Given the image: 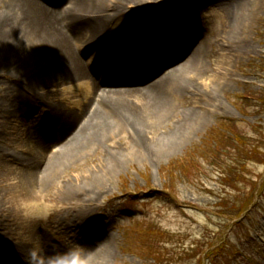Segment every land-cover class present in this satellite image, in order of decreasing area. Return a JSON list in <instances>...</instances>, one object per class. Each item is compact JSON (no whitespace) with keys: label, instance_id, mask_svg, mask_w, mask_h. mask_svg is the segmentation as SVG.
I'll list each match as a JSON object with an SVG mask.
<instances>
[{"label":"bare ground","instance_id":"bare-ground-1","mask_svg":"<svg viewBox=\"0 0 264 264\" xmlns=\"http://www.w3.org/2000/svg\"><path fill=\"white\" fill-rule=\"evenodd\" d=\"M54 1L57 0H0V51L5 54L7 67L0 73V195L4 202L20 188L21 169L19 162L18 167L13 163L20 159L15 145L19 143L24 108L29 117L27 140L33 149L32 154H27L30 198L48 193L53 187L62 202L57 208L49 206L50 210L25 204L17 212L22 220L40 212L51 227L67 234L72 243H83L80 264H108L111 239L98 234L97 223L73 222L71 213L62 207L70 206L72 213L84 212L88 207L85 200L110 188L107 179L117 175L123 165L132 163V158L118 147V141L124 142L126 135L136 154L153 161L156 153L168 155L176 144L195 132L205 117L195 101L188 98L185 87L193 86L194 78H199L204 50L201 44L196 45L198 36H187L183 28L212 11L211 16L221 20L224 10L233 3L243 10L244 0H187L179 9L169 8L172 0L140 5L137 2L142 0H66L68 6L62 15L55 8L59 2L54 8L46 6ZM211 16L205 19H212ZM240 18L243 17L239 13L234 14L229 31L227 23L222 28L227 37L231 34L228 48L233 51L240 50L243 43L235 29L243 23ZM132 27L135 38L126 45L124 34ZM215 43L222 45L221 52L226 49L223 39L217 38ZM21 48L23 56L19 55ZM124 51L115 70L125 78L103 82L97 71L109 63L110 67L114 65ZM88 53L102 55L95 70L93 63L87 66L82 60ZM173 54L177 56L168 61ZM185 58L182 65L171 67ZM219 58L220 64L228 62L225 52ZM147 62L156 69L140 79V74L148 70ZM165 66L171 70L153 77L155 70ZM184 105L191 109L180 110ZM167 124H174L166 133L168 136L148 137L150 129L155 128L156 132ZM75 125L79 127L70 140L48 157L51 146L63 137L61 132H71ZM101 149L103 157L97 168L80 176L89 183L75 184L68 171L78 169L86 154H97ZM6 218L0 217V264H72L65 259L67 247H56L45 233L37 230L26 244L29 262L25 263V246L9 236ZM94 245L96 250L90 251Z\"/></svg>","mask_w":264,"mask_h":264},{"label":"rangeland","instance_id":"rangeland-1","mask_svg":"<svg viewBox=\"0 0 264 264\" xmlns=\"http://www.w3.org/2000/svg\"><path fill=\"white\" fill-rule=\"evenodd\" d=\"M55 4L54 1L46 6L54 8ZM185 4L187 0H173L169 8L179 9V5ZM233 4L224 10L226 19L223 15L221 20H215L212 11V14L204 13L203 19H193L190 26L183 28L187 36H198L196 45L201 44L204 50L199 78H194L193 86L185 87L189 91L188 98L195 101L197 110L205 117L202 124L189 138L176 144L168 155L156 153L153 161L136 154L126 135L123 138L126 144L118 141V147L132 158V163L123 165L117 175L112 174L107 179L110 188L85 200L88 207L83 211L86 213H72L73 210L68 209L70 206L62 207L71 213L73 222L97 223L98 234L111 239L108 264H264V197L260 196L251 210L249 206L257 193L254 182H264V161L249 162L245 172L238 166L241 169L236 176L228 171L239 154L238 144L261 142L260 150L264 154V0H244L243 10L238 3ZM55 8L62 11L64 7L58 4ZM238 13L243 23L235 29L243 43L240 50L233 51L228 48L231 34L227 37L222 28L227 23L226 31H229V22ZM159 14L163 16L164 12ZM206 16L212 19H205ZM134 32L133 28L128 29L127 37H133ZM217 38L226 43L222 52V45L215 43ZM18 51L23 56L24 49ZM224 52L229 63L220 64L219 55ZM175 57L173 55L169 61ZM98 59L99 55L92 58L94 62ZM186 60H177L171 67L180 66ZM5 62V54L0 51V73L7 71ZM166 67L155 70L153 77L171 70ZM102 73L106 76L104 70ZM21 82L25 85L24 78ZM179 109L189 111L191 108L184 105ZM27 123L28 118L22 115L19 143L15 145L16 153L21 155V170L20 159L13 163L18 167L19 162L20 188L12 193L11 200L3 202L0 195V217L7 216V233L25 246V261H28L26 243L37 230L39 234L45 233L56 247H67L64 255L69 263L80 264L78 258L83 243H72L67 234L51 227L40 212L23 220L20 211L17 212L25 204L41 208L46 203L53 209L62 202L57 198L58 190L53 187L48 193H37V198H30L25 174L22 175L23 168L26 169L22 156L33 153L26 140ZM173 126H161L156 132L155 128L150 129L148 137L163 138ZM78 127L75 125L71 132L62 131L63 137L51 146L48 157L69 141ZM102 152L101 149L97 154H86L78 169L68 171L70 179L77 185L89 183L80 176L97 168ZM224 201L229 203L226 205ZM221 246L224 251L218 254L216 250ZM96 248L94 245L90 251Z\"/></svg>","mask_w":264,"mask_h":264},{"label":"trees","instance_id":"trees-1","mask_svg":"<svg viewBox=\"0 0 264 264\" xmlns=\"http://www.w3.org/2000/svg\"><path fill=\"white\" fill-rule=\"evenodd\" d=\"M223 123H225V121H223ZM243 140H245V138ZM260 145H261V142H257L251 145H248L246 143L238 144L237 148H238L239 154L235 160V164L231 165V167L229 166L228 171L232 172L233 176H236L235 174L240 173L239 169L243 168L241 169V171L242 172L246 171V167L249 162H255L259 160L264 161V154L261 153ZM225 165H228V164H225ZM238 166H240L241 168L238 169ZM183 174L187 176L185 172H183ZM243 175L245 176V174ZM254 184H255L254 191H257L259 189H264V182L260 186H259V183L254 182ZM253 197L254 195L252 196V198ZM224 203L227 205L229 202L224 201Z\"/></svg>","mask_w":264,"mask_h":264}]
</instances>
